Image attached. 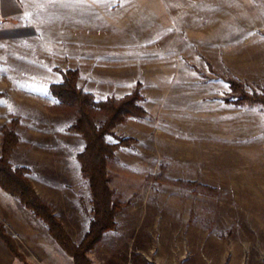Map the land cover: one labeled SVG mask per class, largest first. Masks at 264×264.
Returning <instances> with one entry per match:
<instances>
[{
  "label": "rangeland",
  "instance_id": "1",
  "mask_svg": "<svg viewBox=\"0 0 264 264\" xmlns=\"http://www.w3.org/2000/svg\"><path fill=\"white\" fill-rule=\"evenodd\" d=\"M217 2L210 1L211 23ZM202 27L179 32L169 46L138 47L77 68L79 85L99 101L138 90L148 112L107 136L111 144L130 140L108 167L123 208L116 227L88 253L92 264H264V106L239 104L230 85L237 81L250 93L264 88V46L233 32L221 39L216 24L209 32ZM21 66L0 64L1 139L3 127L18 134L11 163L29 170L60 220L63 211L71 218L73 236L61 222L80 243L94 217L79 160L86 141L70 130L76 113L56 111L50 91L76 65ZM104 120L97 115L98 124Z\"/></svg>",
  "mask_w": 264,
  "mask_h": 264
},
{
  "label": "crops",
  "instance_id": "2",
  "mask_svg": "<svg viewBox=\"0 0 264 264\" xmlns=\"http://www.w3.org/2000/svg\"><path fill=\"white\" fill-rule=\"evenodd\" d=\"M210 1L0 0V64H7L14 71L18 63L31 66L37 62H63L76 65L70 68L77 69L82 64L112 62L101 58L130 56V49L143 46H169L182 31L192 32L194 24L207 25L206 29L200 28L205 32H209L210 24H216L221 39L233 32L241 38H255L262 42L255 45L264 46V0H218L213 23ZM27 67L21 69L34 72ZM55 203L59 208L60 204ZM60 218L73 236L71 218H66L64 211ZM0 219L35 264H74L47 225L19 199L1 189ZM0 264H23L1 238Z\"/></svg>",
  "mask_w": 264,
  "mask_h": 264
},
{
  "label": "trees",
  "instance_id": "3",
  "mask_svg": "<svg viewBox=\"0 0 264 264\" xmlns=\"http://www.w3.org/2000/svg\"><path fill=\"white\" fill-rule=\"evenodd\" d=\"M233 91L240 94L239 104L264 106V88L260 92H247L237 81L230 82ZM51 94L59 101L54 106L56 111L75 112L77 120L70 130L81 134L86 147L79 154L83 175L89 180L93 220L80 243H75L64 224L56 216L51 204L46 202L35 189L28 176L29 170L15 167L11 155L19 144V136L8 127L1 129L0 135V186L16 196L36 217L48 227L49 232L61 248L73 258L74 264H92L88 253L102 239L106 231L116 227L117 213L123 204L110 186L108 167L115 157V150L130 140L123 139L119 144H111L107 136L119 123L130 118L148 116L140 104L143 99L139 91L122 98L111 97L99 101L94 94L84 91L79 85V71L68 69L64 80L50 85ZM104 114L105 120L98 124L96 117ZM0 238L6 243L11 253L24 264H31L20 251L14 238L7 232L0 220Z\"/></svg>",
  "mask_w": 264,
  "mask_h": 264
}]
</instances>
